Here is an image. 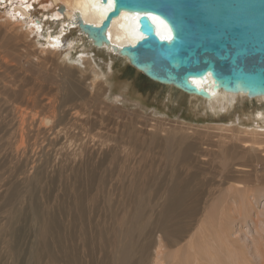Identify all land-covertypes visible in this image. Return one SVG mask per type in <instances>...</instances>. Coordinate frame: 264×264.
Segmentation results:
<instances>
[{
    "label": "rangeland",
    "instance_id": "1",
    "mask_svg": "<svg viewBox=\"0 0 264 264\" xmlns=\"http://www.w3.org/2000/svg\"><path fill=\"white\" fill-rule=\"evenodd\" d=\"M33 7L28 37L0 15V264H264V101L203 116Z\"/></svg>",
    "mask_w": 264,
    "mask_h": 264
},
{
    "label": "water",
    "instance_id": "2",
    "mask_svg": "<svg viewBox=\"0 0 264 264\" xmlns=\"http://www.w3.org/2000/svg\"><path fill=\"white\" fill-rule=\"evenodd\" d=\"M112 4L99 27L78 25L99 47L108 43L105 32L121 12L139 14L137 31L142 38L122 53L128 65L150 82L209 99L192 80L210 75L217 90L264 97V0H112ZM151 16L168 38L159 37ZM193 109L197 110L195 104Z\"/></svg>",
    "mask_w": 264,
    "mask_h": 264
},
{
    "label": "bare ground",
    "instance_id": "3",
    "mask_svg": "<svg viewBox=\"0 0 264 264\" xmlns=\"http://www.w3.org/2000/svg\"><path fill=\"white\" fill-rule=\"evenodd\" d=\"M38 5H41L42 7L43 6L46 7L48 5L58 6L61 12L64 13V16L66 17L68 21L75 20V21L82 22L83 24H89L95 27H99L101 25L106 14L110 12V10L113 7L112 0H108L107 4H103L101 0H0V15L5 19L6 25L10 26L9 30L7 27H5L4 31L8 30L11 32V35H15V36L20 35V37L21 36L28 37V36H31L35 31H40L41 29L40 21H34L32 18V13H33L32 10H35L33 6H38ZM5 7L6 8L8 7L9 11H6V13L2 14L1 10ZM138 17H139V14H129L126 12H121L117 18H114L112 20L110 27L105 32V35L108 38V43L104 42V44L99 47L95 46L92 39L89 38L87 34L84 32V30L79 27L78 25L79 22L77 25H78L79 31L82 34H84L86 40L90 41L92 49H95V50L104 49L107 51V53H111V55L116 53V55L119 56L120 59H122L124 62L127 63V60H126L127 58L123 57V53H122L123 49L126 47L135 46L136 42L142 38V35L139 34L137 31ZM151 18L153 22L156 24V31L159 37L168 38L169 36L168 33L160 25L159 21L153 16H151ZM165 26L167 27V25ZM61 42H62V38L60 36H54L46 44L53 51H57V49L59 51V45ZM192 82L193 84L196 85L197 88L204 89L205 92H207L210 95L209 99H202V102H203L202 104L204 105V109L202 108L203 113L201 114L203 116H209L210 114L218 115V113L225 112L234 105V102H236L238 98L241 99V98L247 97L245 94H242V93H237V94L225 93L221 90L215 89L214 82L212 78L210 77V75H208L206 79H201V78L193 79ZM179 92L183 93L181 91ZM188 97H191V96H188ZM193 97H194L193 99H196L197 101L201 99L199 97H195V96ZM248 99H252V98H248ZM254 99H258L259 101H264V97H259V98L256 97V98H253L252 100ZM200 107H201V104H200ZM204 110L207 111L208 113H206ZM209 112H212V113H209ZM263 115H264L263 113H255L252 117H250V120L252 122H257V123L261 122L264 125ZM239 122H240L239 119H235L234 121V123H238V124ZM254 128L256 129V131H260V137L264 136V133H263L264 127L260 129L259 126L254 124ZM223 131L225 130L223 129ZM243 133H245V131H243ZM247 136L249 137L245 139L246 141H243V144L240 146V148L243 151L252 152L255 155L256 154L260 156L261 154L264 155V152L261 151V147L262 148L264 147L261 146L260 144L261 140L256 138L257 135L255 134V132L253 130H250V132L247 133ZM238 139L241 140L240 137ZM262 156L260 158H262ZM178 197H180V195ZM262 200H263V205H262L263 207H262V211L260 214L261 216H264V198L261 197V199L258 200L257 202H260ZM253 203L255 204L256 202H253ZM206 254L208 253L206 252ZM208 255H209L207 256L208 264H217V263L219 264L220 263L218 262L219 260L217 261L215 253L214 254L209 253ZM196 256L200 260L203 259V256L201 254H197ZM197 257H196V260H198Z\"/></svg>",
    "mask_w": 264,
    "mask_h": 264
},
{
    "label": "trees",
    "instance_id": "4",
    "mask_svg": "<svg viewBox=\"0 0 264 264\" xmlns=\"http://www.w3.org/2000/svg\"><path fill=\"white\" fill-rule=\"evenodd\" d=\"M140 79L142 82H139V83L144 89L150 86L151 82L148 79H146L144 76H141Z\"/></svg>",
    "mask_w": 264,
    "mask_h": 264
}]
</instances>
